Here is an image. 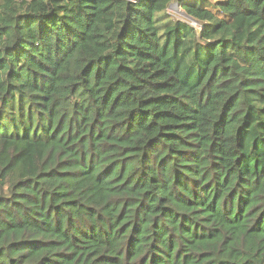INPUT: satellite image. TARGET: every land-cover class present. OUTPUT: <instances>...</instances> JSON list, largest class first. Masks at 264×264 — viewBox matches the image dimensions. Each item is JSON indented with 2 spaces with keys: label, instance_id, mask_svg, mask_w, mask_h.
Segmentation results:
<instances>
[{
  "label": "trees",
  "instance_id": "trees-1",
  "mask_svg": "<svg viewBox=\"0 0 264 264\" xmlns=\"http://www.w3.org/2000/svg\"><path fill=\"white\" fill-rule=\"evenodd\" d=\"M0 264H264V0H0Z\"/></svg>",
  "mask_w": 264,
  "mask_h": 264
},
{
  "label": "rangeland",
  "instance_id": "rangeland-1",
  "mask_svg": "<svg viewBox=\"0 0 264 264\" xmlns=\"http://www.w3.org/2000/svg\"><path fill=\"white\" fill-rule=\"evenodd\" d=\"M212 4H217L223 0H208ZM215 13L219 14L220 11L217 8L210 7ZM169 13L178 19H181L183 21L191 22L193 25L199 26L198 22L193 20L181 7L179 1H174L171 6L169 7Z\"/></svg>",
  "mask_w": 264,
  "mask_h": 264
},
{
  "label": "built area",
  "instance_id": "built-area-1",
  "mask_svg": "<svg viewBox=\"0 0 264 264\" xmlns=\"http://www.w3.org/2000/svg\"><path fill=\"white\" fill-rule=\"evenodd\" d=\"M196 26V25H195Z\"/></svg>",
  "mask_w": 264,
  "mask_h": 264
}]
</instances>
